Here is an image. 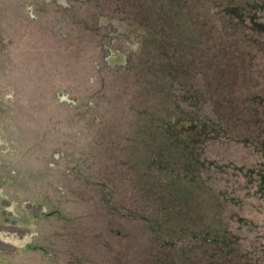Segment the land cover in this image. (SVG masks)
<instances>
[{"label": "rangeland", "instance_id": "374dc122", "mask_svg": "<svg viewBox=\"0 0 264 264\" xmlns=\"http://www.w3.org/2000/svg\"><path fill=\"white\" fill-rule=\"evenodd\" d=\"M0 264H264V0H0Z\"/></svg>", "mask_w": 264, "mask_h": 264}, {"label": "bare ground", "instance_id": "6f19581e", "mask_svg": "<svg viewBox=\"0 0 264 264\" xmlns=\"http://www.w3.org/2000/svg\"><path fill=\"white\" fill-rule=\"evenodd\" d=\"M111 61L112 62H116V61H121L122 62V59H120V57H118V59H115L114 57L111 58Z\"/></svg>", "mask_w": 264, "mask_h": 264}, {"label": "flooded vegetation", "instance_id": "af4514ba", "mask_svg": "<svg viewBox=\"0 0 264 264\" xmlns=\"http://www.w3.org/2000/svg\"><path fill=\"white\" fill-rule=\"evenodd\" d=\"M114 21H116V19H115ZM116 22H118V21H116ZM118 57H120V59H122V55H121V54H119ZM118 57H117V58H118ZM117 58H116V59H117Z\"/></svg>", "mask_w": 264, "mask_h": 264}]
</instances>
